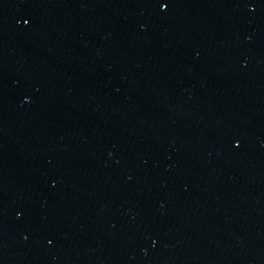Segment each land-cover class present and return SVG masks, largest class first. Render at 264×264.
<instances>
[{
    "label": "water",
    "instance_id": "obj_1",
    "mask_svg": "<svg viewBox=\"0 0 264 264\" xmlns=\"http://www.w3.org/2000/svg\"><path fill=\"white\" fill-rule=\"evenodd\" d=\"M202 0H0V264H63L136 104Z\"/></svg>",
    "mask_w": 264,
    "mask_h": 264
}]
</instances>
